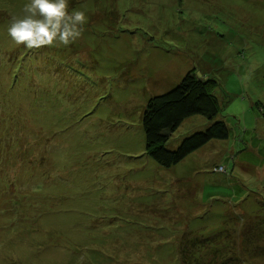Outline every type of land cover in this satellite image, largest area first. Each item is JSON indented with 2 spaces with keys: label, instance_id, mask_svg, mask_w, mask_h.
I'll return each instance as SVG.
<instances>
[{
  "label": "rangeland",
  "instance_id": "374dc122",
  "mask_svg": "<svg viewBox=\"0 0 264 264\" xmlns=\"http://www.w3.org/2000/svg\"><path fill=\"white\" fill-rule=\"evenodd\" d=\"M26 2L0 0V264H177L190 237L184 264H264V0H69L81 35L32 49ZM191 70L229 137L163 167L142 114Z\"/></svg>",
  "mask_w": 264,
  "mask_h": 264
},
{
  "label": "trees",
  "instance_id": "16d2710c",
  "mask_svg": "<svg viewBox=\"0 0 264 264\" xmlns=\"http://www.w3.org/2000/svg\"><path fill=\"white\" fill-rule=\"evenodd\" d=\"M10 87L12 89V86ZM219 88L216 80L202 78L195 70H191L175 88L149 98L142 114L146 152L159 165L171 167L207 143L229 137L227 124L218 119L222 113L217 91ZM195 115H202L209 120L206 129L183 138L176 149L168 148L167 144L172 135L186 119ZM6 119L10 120V117L6 116ZM226 173L230 174V171ZM188 239V242L182 241L178 247L175 254L177 264L186 263L184 253L186 254L189 248L192 251L191 246L197 244L200 238ZM185 243H189L187 248L184 247ZM199 244L200 242L197 245Z\"/></svg>",
  "mask_w": 264,
  "mask_h": 264
},
{
  "label": "clouds",
  "instance_id": "9594fccd",
  "mask_svg": "<svg viewBox=\"0 0 264 264\" xmlns=\"http://www.w3.org/2000/svg\"><path fill=\"white\" fill-rule=\"evenodd\" d=\"M86 21L84 11H69V0H27L23 15L13 17L7 33L16 44L29 49L53 44L67 46L81 35Z\"/></svg>",
  "mask_w": 264,
  "mask_h": 264
},
{
  "label": "built area",
  "instance_id": "2783aa9c",
  "mask_svg": "<svg viewBox=\"0 0 264 264\" xmlns=\"http://www.w3.org/2000/svg\"><path fill=\"white\" fill-rule=\"evenodd\" d=\"M223 169H224V166L221 165V166H220V170H223Z\"/></svg>",
  "mask_w": 264,
  "mask_h": 264
}]
</instances>
